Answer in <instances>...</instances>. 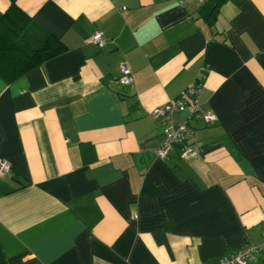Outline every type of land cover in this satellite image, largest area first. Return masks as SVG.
I'll return each mask as SVG.
<instances>
[{
	"label": "crops",
	"instance_id": "0c3cea01",
	"mask_svg": "<svg viewBox=\"0 0 264 264\" xmlns=\"http://www.w3.org/2000/svg\"><path fill=\"white\" fill-rule=\"evenodd\" d=\"M11 3L26 19L0 49L4 264H208L261 240L264 0H0V16ZM45 33L64 50L20 69ZM200 73L216 119H187L196 154L159 158L149 110Z\"/></svg>",
	"mask_w": 264,
	"mask_h": 264
},
{
	"label": "built area",
	"instance_id": "2783aa9c",
	"mask_svg": "<svg viewBox=\"0 0 264 264\" xmlns=\"http://www.w3.org/2000/svg\"><path fill=\"white\" fill-rule=\"evenodd\" d=\"M184 0H179L182 2ZM201 1V0H199ZM98 46L105 42V37L101 31L96 30L87 38ZM118 80L122 83H129L132 80L130 67L125 59L118 61ZM200 73L197 76L196 84H189L178 95L165 102L152 107L149 112L151 115L162 118V133L163 138L160 145L155 149V154L159 158L167 156L173 146L177 149V154L184 157L191 154H196L199 151V146L190 141L189 135L191 127L187 122L188 118L195 117L204 123H210L216 119V113L211 108L202 107L198 100V92L200 90ZM176 110H185L187 113L186 119L174 121L172 113ZM10 171V161L3 156H0V175L8 174ZM264 251V231L262 238L257 243H246L227 253H222L217 260L208 264H248L257 260V254Z\"/></svg>",
	"mask_w": 264,
	"mask_h": 264
},
{
	"label": "trees",
	"instance_id": "16d2710c",
	"mask_svg": "<svg viewBox=\"0 0 264 264\" xmlns=\"http://www.w3.org/2000/svg\"><path fill=\"white\" fill-rule=\"evenodd\" d=\"M214 11L215 6L212 7V11H210L209 15L213 16L212 14ZM25 19V13L13 3L9 4L4 10L0 16V27L2 28V31H0V49H3L1 54H4L6 50L17 47V43L13 40H9L7 34L9 31L16 32ZM64 48L65 44L59 38L52 34L45 33L40 45L29 50L21 49L23 56L18 58V60L21 61L20 69H26L49 56L61 52ZM0 264H4L1 251Z\"/></svg>",
	"mask_w": 264,
	"mask_h": 264
}]
</instances>
